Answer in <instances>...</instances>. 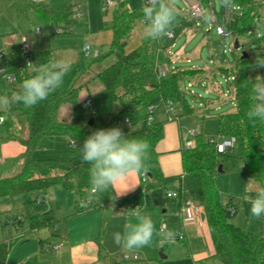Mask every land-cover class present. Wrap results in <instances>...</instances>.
<instances>
[{
	"label": "trees",
	"instance_id": "1",
	"mask_svg": "<svg viewBox=\"0 0 264 264\" xmlns=\"http://www.w3.org/2000/svg\"><path fill=\"white\" fill-rule=\"evenodd\" d=\"M112 13V40L110 50L104 54L99 52L89 62L84 72L102 61L103 58L114 56L115 61L109 66L96 71L102 87L81 99V91L87 83L66 88H58L35 106L26 107L23 103L12 105L9 111L0 112L4 116V124L10 122L12 116H23L28 125L27 137L10 134L9 139L18 140L26 148L24 163L21 170L9 177L0 178V199L14 197L19 194L47 192L55 185H61L66 191L76 196L77 202L84 201L87 205L77 212L101 207L111 203V189L103 194H93L90 190V165L82 162L79 147L85 139L97 129L120 127L129 138L143 139L148 142V159L145 161L147 180L142 181L140 189L149 190L161 186L167 191L174 190L177 196L173 198L175 205L181 208L192 202L205 215L209 234L215 249V254L231 252L234 264H261L264 261V216L260 218L259 232L248 231L237 225L229 216V208L235 207L233 199L224 205L216 183L219 171L220 156L227 154L219 152L216 144L201 131L197 134L192 147L182 151L183 172L176 176H166L161 168L157 145L163 138V122L154 120L147 122L149 107H161L166 112L167 102L172 101L178 107L180 115L194 112L187 102L182 89L188 77H195L202 69L170 68L172 58L168 45L161 40L141 39L134 49H128V43L136 29L137 23L144 20L142 7L131 9L128 0H115ZM208 7L210 0H203ZM222 3V0H220ZM223 5V4H222ZM239 7L240 15L229 21L233 35L239 41L249 35L257 34L258 39H264V15L262 8L264 0H231L230 7ZM224 7V6H223ZM178 11V10H177ZM40 16L49 23H72L73 4L70 2L61 10L53 8L39 10ZM210 17L208 10L206 19ZM258 22L259 30L253 26ZM192 21L178 11L175 24L189 26ZM245 51L246 43L243 45ZM264 48V46H262ZM256 65L250 58L238 57L235 69L220 67L227 76L233 74L234 111L222 113L218 117L219 128L223 138L235 137L240 142L245 160V177L252 179L264 187V121H251L247 112L256 102L255 86L249 78V69ZM7 73H12L16 80L8 95L19 90L21 82L33 74L28 71L21 45L16 46L12 53L0 60ZM70 64L64 77L71 71ZM165 68L166 74L160 75V69ZM231 70V71H230ZM264 71V67H260ZM231 74V75H230ZM63 77V78H64ZM4 75L0 73V95L6 92ZM87 98H91L90 108L84 107ZM70 104L72 112L69 120L59 118L62 105ZM116 105L118 108L115 110ZM115 110V111H114ZM114 112L110 117L107 115ZM93 118L92 124L90 120ZM129 119V125L126 124ZM64 136L76 142L75 148H70L69 155L63 159L32 157L33 151L39 147L44 137ZM258 188V189H259ZM255 191L251 192V195ZM237 210V207H235ZM230 212V211H229ZM171 221H177L178 216H171ZM58 222L52 209L29 217L30 231L49 228ZM0 264H5L2 260ZM114 264H128L125 260Z\"/></svg>",
	"mask_w": 264,
	"mask_h": 264
},
{
	"label": "rangeland",
	"instance_id": "2",
	"mask_svg": "<svg viewBox=\"0 0 264 264\" xmlns=\"http://www.w3.org/2000/svg\"><path fill=\"white\" fill-rule=\"evenodd\" d=\"M72 2L74 12L81 13L77 21L72 22L73 31L67 33H56L57 25L63 26L65 22L49 23L44 20L39 10L53 8L55 10L63 9L67 4ZM104 0H43L41 3H36L35 0H0V55L6 56L11 53L16 46L23 43V36L26 38V43L29 46V58L33 67H38L42 64H48L53 60L63 59L73 65L71 71L63 78V81L58 88H66L71 83L79 86L87 83V86L81 91V99H84L88 92L93 93L101 89L102 84L94 78L96 71L101 70L115 61L114 56L103 58L102 61L95 63L88 72H84L89 62L95 56L96 52L104 54L110 50L112 40V13L114 6H109L107 11H103ZM176 8L183 10L189 6L187 0H175ZM128 5L131 9L139 8L143 5L142 0H128ZM234 13L232 19L240 15V10L233 7ZM214 16L218 23H223L224 7L220 0H214L213 5ZM264 15V7L262 8ZM199 26L195 31H190L193 35L188 40V32L179 34L180 31H175V38L169 44L171 49V58L174 59L170 68L177 66L178 68H197L198 71L195 77H188L184 85L187 102L195 113L185 115L189 123L196 128L198 125L203 127V135L214 140L222 138L218 117L222 113L234 111L236 108L234 100V79L233 74L227 76L222 73L220 67L235 69L237 66L238 57L242 56V48L234 49L235 38H226L216 33L215 24L212 20L202 21L197 20ZM143 20L138 21L135 31L128 43V49L138 47L143 38L142 30ZM259 30L258 22L253 26ZM260 36H264L260 34ZM15 39V44H9L11 38ZM241 47L246 43L245 51L250 56L251 60L256 64L257 61H264V39H258L257 34L246 36L240 40ZM90 44L92 52L90 56L84 53V46ZM183 48V50H182ZM183 51V53L181 52ZM192 60L187 61L186 56ZM1 60V59H0ZM28 71L32 74V68ZM231 71V70H230ZM249 78L254 84H257L258 77L264 78V71L260 67L254 65L249 69ZM191 83V86L188 84ZM220 86L223 92L215 89ZM6 92L13 87V83L5 82ZM56 88L52 92L58 90ZM224 94H227L225 96ZM118 108L116 105L115 110ZM114 110V111H115ZM72 112L70 104H64L60 108L59 118L69 120ZM114 112L107 115L110 117ZM202 129V128H201ZM10 134L27 137L28 125L25 117L12 116L9 124L0 125V137H5ZM191 140H195V135H189ZM69 141H65L62 136L44 137L36 148L32 157L36 159L53 158L63 159L69 155ZM0 155V178L9 177L17 174L24 163V158L12 160L6 158L2 161ZM22 160V162H20ZM222 170L216 174V183L220 191L221 201L224 205L232 198L235 206H238L236 213L232 214L228 211L230 218L235 223H239L242 227H246L248 231L259 232L261 223L260 218H255L250 213L251 205L249 200L251 192L259 188V184L245 177V160L244 152L239 141L236 142L233 148L229 149L227 154L220 156ZM58 190H65L61 185H55L47 192L25 193L14 197H3L0 199V233L3 232L5 238L20 237L21 235L28 236L30 240H39L40 237H48L46 245L55 246L61 244L56 240V236L60 235L64 226L73 225L74 219L66 218L61 223L59 231L54 225L49 228L41 229L38 233L27 232L28 220L27 217L36 213L35 211H47L51 207L57 213L64 211L69 203L67 196L68 191H63L64 195ZM155 193V201L160 206V209L166 208L169 211L173 209V199L168 196L167 190L164 187L158 186L150 189ZM74 197L73 193L68 192ZM48 194L49 197L44 201H38V196ZM76 198V196H75ZM74 199H71L75 204ZM68 201V202H67ZM79 203L74 206L79 209ZM56 207V208H55ZM102 208L93 209L92 211L84 210L82 214L89 216L94 212L101 214ZM96 210V211H95ZM54 211V210H53ZM104 212V211H103ZM102 212V214H103ZM171 212V211H170ZM169 212V213H170ZM39 213V212H38ZM63 213V212H62ZM125 214V211L123 212ZM133 213V212H131ZM148 213V212H147ZM23 216L24 227L18 226L17 215ZM133 215V214H130ZM127 214V216H130ZM144 215V213H143ZM152 217L151 214H145ZM104 219L100 224V238L103 245L108 249V253L102 258L100 264H114L122 262L124 254L136 255L134 253H125L120 246L115 244L113 234L116 232L124 233L125 229H131V226L138 222H131L127 227L124 218H116L106 226L109 219L112 218L111 213L102 215ZM125 216V215H124ZM69 217V216H66ZM76 218V217H75ZM15 224H13L12 222ZM202 224H206L205 216L202 215ZM71 222V223H70ZM115 222V223H113ZM167 229L173 225L171 221L165 220ZM57 224V225H58ZM113 224V225H112ZM205 237L196 239L195 242H187L178 237H171L167 231H160L157 226V234L147 247L148 257L145 254L137 253L139 260L126 261L128 264H234L233 255L231 252L224 254H208L211 250V245L207 241V233L205 228ZM57 234V235H53ZM193 241V240H192ZM153 253H152V250ZM56 250L55 252H57ZM207 251L202 256H197L200 252ZM41 255L46 260L53 257V254L41 251ZM139 254V255H138Z\"/></svg>",
	"mask_w": 264,
	"mask_h": 264
},
{
	"label": "crops",
	"instance_id": "3",
	"mask_svg": "<svg viewBox=\"0 0 264 264\" xmlns=\"http://www.w3.org/2000/svg\"><path fill=\"white\" fill-rule=\"evenodd\" d=\"M178 11H181V13H183L186 19L191 20L192 23L189 26H183V25L180 26L175 24L172 29V32L174 33V38H175V31L178 30L180 31L179 34L188 32V40H190L193 35L190 31L192 30L195 31L196 27L199 26V22L197 21V19H193L187 16L182 9ZM160 40L163 44L168 45V52L171 56L172 52L169 47L170 43L168 42H170L172 39L165 37ZM8 43L11 44L10 39ZM183 51L181 52L183 53ZM186 58L187 61L191 63L192 59L188 55L186 56ZM172 61H174V59H172ZM173 68H178V67L175 66ZM181 69H188V68L181 67ZM190 84L191 83H189L188 86L192 85ZM183 87L184 89H187L184 83L182 85V89ZM215 89L219 92H223L220 86H216ZM224 95L227 96V94ZM180 111L181 110L178 107H176V113L174 117L170 119L168 118V113L163 111L161 107H158L157 114L155 116L156 120L163 122V138L157 145V151L160 154L159 161L162 171L166 176H176V175H180L183 172L182 151L184 148L187 147L186 146L187 141L191 140L189 136L190 131L196 129L197 127H201L203 132L202 126L198 125L196 128H194L189 123V120H187V117L184 118L185 115H180ZM193 113H195V111ZM4 119L6 118L4 117ZM0 125H5V124L3 122ZM62 137L63 139H65V141L68 142V138L64 136ZM25 150H26L25 146L21 144L18 140L9 139L7 138V136L0 137V155L2 156L1 157L2 161H4L6 158L12 160L22 159L24 158ZM20 162H22V160ZM134 183H136L137 186L133 190L117 198L115 202L112 201L111 203L105 204L101 207L93 208V209L102 208L101 214L99 212L93 211V213L89 214V216H84L82 212H77L78 209L76 206H74L75 204H77V199L75 198V195H73L74 197H72L71 194L67 192L66 197L68 198L69 203H67L68 206L64 211H60L59 213H57L58 210H62V209H57L58 207L57 208L55 207L57 210L56 212L55 209L51 207V209L54 210L56 217L58 218V222L55 225L58 228L57 229L58 231L59 229H61V226H59L58 223H61L66 218L73 217L72 219H74L73 225L68 224L67 226H64L63 232L60 235L56 236L57 237L56 240H58L61 243L59 249H57L58 251L53 252L46 250L45 246L47 240H49L48 237H40L39 240H30L28 239V236L21 235L20 237H10L9 239L8 238L6 239L3 232H1L0 262L2 260H5V264H100L102 258L106 255L105 253L109 252L108 249L103 245L102 239L100 238V224H102V220L104 219L102 215L104 213L105 215L107 213H111L112 218L109 219V221L107 222L106 224L107 227H109L112 221L113 220L115 221L116 218L119 219L124 217H125L126 225L128 227L131 222L134 223L139 222L136 215L137 211H139L141 214L144 213V215L148 213L151 214L152 216L151 219L154 224V232H153L152 240L155 238V235L157 234V226L160 227V224L163 219L168 220L171 216H178L179 219L177 221H171L169 219V221L173 223V225L170 227L169 230H181L184 233L183 240H185L187 244L190 246V242H195L196 239H199L200 237L203 236L205 237L204 230L206 228L207 241L211 245V250H208L209 252L208 254L212 255L215 253V249L209 234L207 222H205L206 224L204 225L202 224L203 222L202 215L203 216L205 215L201 210L196 211L195 208L186 205L181 208H178L175 205L174 202L175 200L173 198H172L173 209L170 210L171 212L166 208L159 210L160 206L155 201V197H154L155 193L151 192L150 189L149 190L140 189L142 183V172L137 177L134 178ZM58 191H60L59 193L62 195H64L63 193H66L63 192L65 190L62 191L58 190ZM44 196H46V198L49 197L48 194ZM74 198H75L74 200L75 204L71 202L72 201L71 199ZM132 204L139 205V209L134 210L131 206ZM122 207H125V209L123 210ZM235 207L238 208V206ZM93 209H87L86 212L92 211ZM40 210L35 211L36 213H34L33 215L41 213ZM124 211L125 214L123 213ZM127 214L129 215L133 214V215L127 216ZM29 217L30 216L27 217L28 225H29ZM16 218L18 220V226L24 227L25 224L23 221V216L19 214L16 216ZM14 222L16 221H13L12 223L15 224ZM236 224L242 227V225H240L239 223ZM41 229L30 231V228H28V230H25V234L27 232L38 233ZM53 235L55 236L57 234H53ZM41 251L47 252L49 254H53V257L46 260L45 258L42 257ZM147 251H148L147 247H144L133 253L137 255V253L140 252L141 254L143 253L145 254L146 257H148L149 253H147ZM206 252L207 251H204L203 253L200 252L199 254L196 255L202 256L203 254H206ZM139 258L140 257L138 256L137 260H139ZM261 264H264V261L261 262Z\"/></svg>",
	"mask_w": 264,
	"mask_h": 264
},
{
	"label": "clouds",
	"instance_id": "4",
	"mask_svg": "<svg viewBox=\"0 0 264 264\" xmlns=\"http://www.w3.org/2000/svg\"><path fill=\"white\" fill-rule=\"evenodd\" d=\"M41 3L43 0H35ZM225 8L230 7L231 0H222ZM143 30L145 39L159 40L168 37L177 21L178 11L175 0H144L142 7ZM69 63L63 59L53 60L48 64L33 67V75L21 82L19 90L11 95H0V112H7L12 105L23 103L26 107L35 106L45 100L48 95L60 87ZM256 67H264V61H257ZM255 85L256 102L247 112L251 121H264V78ZM8 78V77H5ZM149 144L138 138H129L120 127L97 129L92 131L79 147L82 162L90 165L89 183L93 194H103L111 189L113 202L137 184L134 178L145 171L148 159ZM249 203L250 213L255 218L264 216V187L255 190ZM138 223L125 229L124 233L113 234L115 244L125 253H133L149 246L152 241L154 224L151 217L136 213Z\"/></svg>",
	"mask_w": 264,
	"mask_h": 264
},
{
	"label": "built area",
	"instance_id": "5",
	"mask_svg": "<svg viewBox=\"0 0 264 264\" xmlns=\"http://www.w3.org/2000/svg\"><path fill=\"white\" fill-rule=\"evenodd\" d=\"M144 2V0H142ZM189 3V6L185 9V14L187 16H189L190 18L193 19H197V20H202V21H207L206 17H207V13L208 10L210 11V17L208 20H212V22L215 24V30L216 33L221 35L222 37H226V38H235L233 35V31L232 29L229 27V21L232 19V15L234 13V9L231 7L225 8L224 7V18H223V23H218L216 17L214 16V12H213V5H214V0H210L209 2V6L207 7L204 3L203 0H187ZM116 1L115 0H104L103 2V6L102 9L103 11H107L109 6H115L116 5ZM236 8L239 7L235 6ZM81 13L79 12H74L72 18L73 19H78L80 17ZM56 33H67V32H71L73 31V25L72 23H64L63 26H57L55 28ZM169 39H173L174 38V33L172 32L170 36H168ZM236 39V38H235ZM23 43H21V48H22V52L23 55L25 56V62L26 65H28L29 63H31L30 58H29V46L26 43V38L23 37ZM240 42V41H239ZM10 43L11 44H15V39L12 37L10 39ZM241 45V42H240ZM243 49V46L241 47ZM84 53L86 56H90L91 55V45L90 44H86L83 48ZM97 54V52L95 53V55ZM5 56L0 55V59L3 60ZM174 61H172L173 63ZM160 75L164 76L166 74V69L165 68H161L160 69ZM0 73L4 75V77H8L5 78L8 82H15L16 77L12 74V73H7L6 69L4 66L0 67ZM234 78V77H232ZM191 85V84H190ZM92 105V100L91 98H87L84 102V107L85 108H90ZM149 114L147 116V122L150 123L154 120V113L157 110V106L152 105L149 107ZM166 113H168V118L172 119L176 113V107L174 106V103L172 101H168L167 102V108H166ZM4 122V117L0 116V124ZM126 124L129 125V119H126ZM202 131L201 127H197L194 130L190 131L191 135H197L200 134ZM209 142L211 143H215L217 150L219 152H226L227 150L231 149L234 147V145L236 144L237 140L235 137H230V138H221L220 140H214L213 138H209L208 139ZM194 145V141L192 140H188L186 143L187 147H192ZM69 146L70 148H75L76 147V142L74 140H69ZM147 180V173L146 171H142V181H146ZM168 196L175 198L177 196L176 191L174 190H168L167 191ZM46 198V196H39L38 197V201H44ZM79 208H84L87 205V202L84 201H79ZM132 208L134 210L139 209V205L137 204H132L131 205ZM186 206H191L193 208H195L196 211H199L200 209L194 205L192 202H187ZM122 209L124 210L125 207H122ZM229 211L233 214L235 213L236 209L234 206H231L229 208ZM171 237H178L183 239L184 238V233L181 230H169L167 229V224L165 223V219L162 220L161 224H160V231H167ZM60 244L55 245V246H51L50 244L46 245L45 248L46 250L49 251H53L55 252L57 249H59ZM138 256L137 255H133L131 256L130 254H124L123 255V260L125 261H129V260H137Z\"/></svg>",
	"mask_w": 264,
	"mask_h": 264
},
{
	"label": "water",
	"instance_id": "6",
	"mask_svg": "<svg viewBox=\"0 0 264 264\" xmlns=\"http://www.w3.org/2000/svg\"><path fill=\"white\" fill-rule=\"evenodd\" d=\"M234 49L235 50H239V49H241V45H240V42H239V40L238 39H235V42H234ZM241 58H246V57H248L249 55H248V53L246 52V51H242L241 52ZM92 122H93V118H91V120H90V124H92ZM222 170V165H220L219 166V171H221Z\"/></svg>",
	"mask_w": 264,
	"mask_h": 264
}]
</instances>
